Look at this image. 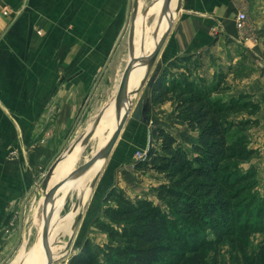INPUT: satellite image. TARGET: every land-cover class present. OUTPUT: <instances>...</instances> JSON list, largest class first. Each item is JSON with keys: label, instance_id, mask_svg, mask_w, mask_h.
<instances>
[{"label": "crops", "instance_id": "1", "mask_svg": "<svg viewBox=\"0 0 264 264\" xmlns=\"http://www.w3.org/2000/svg\"><path fill=\"white\" fill-rule=\"evenodd\" d=\"M130 5L131 0H0V264H5L12 253L19 252L27 243L24 218L27 201L36 187L34 182L40 183L41 174L51 163L57 160L58 165L75 149L80 152L70 172L55 182L52 174L46 188L49 190L59 182L65 185L74 178L79 182V177L83 178L81 185L72 180L75 182L71 181L72 187L69 185L71 188L64 190V201L55 210L58 219L50 223V238L57 228L54 237L66 234L70 245L75 240L71 231L75 225L71 221L76 218L75 224H78L80 212L93 210L94 197H104L114 187L129 198L145 193V185L153 193L154 175H157L134 168V155L147 149L152 129H165L184 147H189L195 139L196 134L184 125L191 133L189 144L181 142L169 126L154 125V112L160 114L159 109L166 104L167 109L174 112V104L166 102L151 107L148 125L131 122L123 126L112 150L92 178L85 176L91 167L72 176L78 166L98 151L85 155L91 130L84 131L76 124L82 104L105 77L117 49L124 45L128 54L123 70L129 60ZM241 6L242 0H180V9L175 11L170 32L149 75L160 66L161 71L167 70L168 81L170 77L182 78V73L189 70L194 78L213 83L221 73L217 71L213 76V70L222 69V65L235 59V47L242 41L235 27L236 16L243 11ZM4 10L9 14L4 15ZM140 31H144L141 26ZM135 34L136 31L134 43L138 37ZM106 53H109L108 58L95 80L96 56ZM187 56H191L190 63L178 59ZM176 59V67L169 68L168 63ZM205 61L209 62L207 67ZM86 106L80 117L89 115ZM103 112L104 109L100 116ZM78 131L82 135L77 138ZM60 188L54 200L63 197ZM21 200L15 223V204ZM51 210L53 212L54 203ZM71 213L73 217L69 216ZM42 225L43 222L34 244L41 238ZM80 245L76 243L74 252Z\"/></svg>", "mask_w": 264, "mask_h": 264}, {"label": "trees", "instance_id": "2", "mask_svg": "<svg viewBox=\"0 0 264 264\" xmlns=\"http://www.w3.org/2000/svg\"><path fill=\"white\" fill-rule=\"evenodd\" d=\"M178 59L190 63L191 56ZM167 77L163 69L153 83L151 107L172 102L195 139L184 147L165 129H152L146 158L134 168L157 175V203L111 188L92 221L107 241L95 251L85 239L67 264H224L219 246L226 239L237 251L228 264H264L263 243L247 252L248 236L264 230V193L256 190L255 170L242 169L256 153L246 130L258 125L260 104L247 94L217 98L227 90L222 73L210 84L189 70ZM238 114L248 117L231 119Z\"/></svg>", "mask_w": 264, "mask_h": 264}, {"label": "rangeland", "instance_id": "3", "mask_svg": "<svg viewBox=\"0 0 264 264\" xmlns=\"http://www.w3.org/2000/svg\"><path fill=\"white\" fill-rule=\"evenodd\" d=\"M140 1V0H139ZM142 5L138 12L142 13L147 10L150 5H154L155 0H141ZM139 3V2H138ZM241 10H243L247 15V27L243 32H238L241 35L242 41L235 47L234 57L227 64L222 65V69L213 70V76L216 72L220 71L225 75L223 86L227 88L224 93L217 95V97L223 100H228L231 97L236 98L240 94H247L251 97L253 102H258L260 104V111L254 116L258 120V125L250 127L246 130L247 139L249 141L250 147H252L256 153L255 155L246 163L242 164L243 170L254 169L257 177V188L256 190L260 193H264V0H242ZM132 12V0L130 5L129 20L131 18ZM149 12V11H148ZM242 12V11H240ZM138 13V14H139ZM144 17V21L141 24V28L145 31L144 27H150L154 23V15L152 14ZM128 20V21H129ZM145 23V24H144ZM212 42L211 45H214ZM109 53L100 54L96 56V68L94 70V79L97 80L98 75L101 71L103 64L108 58ZM128 57L126 53L125 46L123 45L120 49H117L109 67L106 71L105 77L99 83L96 91L89 100L86 108L89 109V115L86 117H80L78 119L77 125H80L84 131L91 130L90 139L87 142L85 148V155L88 153L91 155L96 151L98 143L100 142V137L96 135V129L99 126L100 120L102 118L101 110L104 111L110 106L111 101H114L116 88L118 86V81L121 76L125 61ZM209 62L205 61V65ZM220 65V64H219ZM217 66V65H216ZM216 69V68H215ZM211 76V75H210ZM216 79L214 80V82ZM90 92L86 94L89 95ZM85 96V97H86ZM87 98V97H86ZM85 98V99H86ZM83 99V100H85ZM165 108L159 109V113L154 112V125L162 124L172 128L180 141L184 144H189L191 133L187 131L183 124L178 120L176 114L172 109H167L168 104L164 106ZM242 116L248 117L246 114H238L231 117L234 120H240ZM96 130V131H95ZM103 136L108 133V129L103 130ZM81 132V131H80ZM86 133V132H85ZM95 133V134H94ZM79 133L76 134L78 138ZM96 135V136H95ZM97 142V143H96ZM97 144V146H96ZM38 178V176H37ZM34 179V178H33ZM154 175V184H155ZM57 179L54 177V181ZM36 187L33 194H31L28 202V208L24 212L25 223V236L27 243L23 245V252L28 253L31 247L34 245L36 237L39 236L40 228L39 225L42 223L41 207L42 199L44 198L45 191L41 189V182H34ZM145 193H141L142 197H150L155 203H157L154 194L146 187H143ZM103 197H94L91 200L93 205V210L90 212H80L78 216V224H75L76 218H74L71 223L74 224L72 233H74V241L72 244H68V238L63 235L62 237L57 236L53 238V244L55 246H63L60 256L53 259L52 264H67L71 255L75 254L74 248L76 243L79 245L83 243L85 239H89L94 250L97 251V247L102 246L103 243L107 241L106 236L100 232L97 228L92 225L93 219L100 214L102 209ZM22 201L16 202V208L13 215L14 222H18L19 214L18 209L22 205ZM58 214V213H57ZM64 213L60 214L62 217ZM55 230V229H54ZM53 230V232H55ZM71 233V234H72ZM54 234V233H53ZM52 234V235H53ZM70 235V234H69ZM263 243L264 244V230L260 232L251 233L247 238V252L255 251L257 247ZM236 244L230 240L226 239L219 246L220 255L219 259L224 263L228 264L230 257L237 255L235 249ZM20 252V251H19ZM18 251L12 253L5 264H15L16 259L19 254ZM15 260V262H14Z\"/></svg>", "mask_w": 264, "mask_h": 264}, {"label": "water", "instance_id": "4", "mask_svg": "<svg viewBox=\"0 0 264 264\" xmlns=\"http://www.w3.org/2000/svg\"><path fill=\"white\" fill-rule=\"evenodd\" d=\"M172 0H163V4L160 11V16L164 15L167 16L168 12H170V3ZM138 2L139 0H132V12H131V18L130 21L127 22V26L129 25V31H128V44H129V60L122 72V75L120 77V81L117 87V91L114 97V108L116 111V120L117 125L114 130V132L109 137L106 144L98 150L87 162L84 164L78 166L72 176L82 174L86 170H88L90 167L94 165V163L100 159H105L110 151L112 150V147L114 146L116 140L119 137V134L123 128V126L126 123L131 122H139L143 125L149 124V113L151 110V102H150V89L157 79V77L161 73L160 66H156L151 74L149 75L150 71L152 70L154 63L156 61V58L164 44V41L166 40V37L168 36L171 25H172V17H168L167 21V27L164 30V32L161 34L160 38L156 42L154 48L148 55H139L135 56L134 52V33H135V22L138 16ZM152 7L150 5L145 12L142 13V17H145L148 13V10ZM180 9V0H177L176 2V13ZM130 13V10H129ZM144 67L145 74L143 78L139 81L137 87L132 90L129 94L127 93L128 89V82L131 76L132 71L135 67ZM96 87V85H95ZM94 87V89H95ZM94 89L92 90L91 94L86 98V100L83 102L82 107L80 109L79 115L76 119L80 118V114L82 110L85 108L89 98L91 97ZM142 89H144L142 91ZM131 97V99H130ZM123 109V115L120 117V111ZM75 124V125H76ZM67 143V139L64 140L62 143L58 155H60ZM57 161V160H56ZM51 163L41 174L40 181L41 182V189L45 190L44 198L42 199V209H41V216H42V222H43V231H42V244L46 256V264H52L53 263V257L50 250V223H51V213H48L47 211V203L53 201L55 193L57 190L61 187V185L64 183L59 182L58 184L51 187L49 190H46L48 182L54 172V169L56 168L57 162Z\"/></svg>", "mask_w": 264, "mask_h": 264}, {"label": "bare ground", "instance_id": "5", "mask_svg": "<svg viewBox=\"0 0 264 264\" xmlns=\"http://www.w3.org/2000/svg\"><path fill=\"white\" fill-rule=\"evenodd\" d=\"M176 2H177V0H172L171 1V3H170V12H168L167 16H164V15L160 16V11H161V7H162V4H163V0H155L154 1V5L148 10L149 11L148 12V16L149 15L152 16V14H153L154 17H155L154 18V23L150 27H147V26L144 27L145 28V32L143 31L144 33L141 32L142 30L140 31V26H142L141 24L143 23V21L145 19H144V17H142L141 13L138 12L139 14H138L136 22H135V28H136L135 31H136V34L138 35V37L136 38L135 43H134L135 56L143 55L144 53H146V55H147V53H150V51H152V49L154 48L156 42L158 41V39L160 38L161 34L164 32V30L167 27L168 17H170V19H171V17L174 18V16H175ZM138 4H139V9H140V7L142 5V1L140 0ZM154 34H155V36H154ZM142 35H143V37H142ZM144 70H145L144 67H139L138 66V67L134 68V70L131 73L129 84H128V89H127V93L128 94L137 87L139 81L141 80V78L144 75ZM130 99H131V97H130ZM122 115H123V109H121V111H120V117ZM116 125H117L116 111H115V108H114V102L111 101L110 106L103 112V115H102V118L100 120L99 126L96 129L97 131L95 130L96 131L95 132L96 135H98V137H100L99 138L100 142L98 143V146L96 144V146H97L96 148H98V150L101 149L106 144V142L108 141L109 137L114 132V130L116 128ZM105 129H108V133H106V135L103 136L102 135L103 132H104L103 130H105ZM77 147L79 148V146H77ZM81 151H82V149H81ZM79 153H78V149H75L66 157L65 160L61 161L57 165V167L55 168L54 173H53L54 174L53 177H55L57 180H59L60 178H63V176H66L67 173L70 172L75 159L79 158V157L77 158V154H79ZM102 164H103V159H100V160L96 161L94 163V165L89 169V171L86 172V173H88L89 176L87 174L86 175L84 174V175L87 176V177H91L92 178V176L95 175L98 172V170H100ZM84 175H83V177H84ZM77 179L78 178H74L72 180L76 181ZM72 180L70 179V181L65 183V185L63 184L64 186L62 185L63 187L60 188V190L62 189V193L64 192V190L66 191V188L69 187V185H71V187H72L73 184H71V183L74 182ZM80 180H83V178L79 177V182L77 180V184L80 183V185H81V181ZM88 180H86V181H88ZM90 180H92V179H90ZM71 187H69V188H71ZM77 188H79V187L77 186ZM87 190H89V187L87 188ZM79 192H80V190H79ZM64 198L65 197H64V193H63V197L61 196V198H59V197L55 198V200L53 199V201L47 203V211H48V213H51V219H52L51 222H55L56 219H58V214H57L58 211L55 212V210H57L61 206V204L64 201ZM83 198H84V200H86L87 195L85 194ZM53 203H54V210L52 212L51 206H52ZM69 216L73 217L74 213L73 214L71 213ZM67 217H66V219H67ZM71 217H69V218L71 219ZM67 224H69V223H67ZM64 226H66V224ZM64 226H61V227L63 228ZM61 227H59V228H61ZM67 227H68V225H67ZM42 231H43V225H42ZM42 231H41V238L38 239L35 242V244L31 247V249L29 250L28 253H24L23 252V247L20 249V252L18 254V257L16 259V263L15 264H46V260L47 259H46L44 248H43V244H42ZM67 231H69V230L67 229ZM52 234L53 235L50 238L49 246H50V250H51V253H52V257L55 260L56 258H58L60 256V253H61V251L63 249V246H55V244L52 243L53 242V238H54V236L56 234V231L52 232ZM14 262H15V260H14Z\"/></svg>", "mask_w": 264, "mask_h": 264}, {"label": "built area", "instance_id": "6", "mask_svg": "<svg viewBox=\"0 0 264 264\" xmlns=\"http://www.w3.org/2000/svg\"><path fill=\"white\" fill-rule=\"evenodd\" d=\"M4 15H8V10L3 11ZM235 27L238 30V32H243L247 27V15L244 11L239 12L235 19ZM146 150L143 151H137L134 155L135 163L145 160L146 158Z\"/></svg>", "mask_w": 264, "mask_h": 264}]
</instances>
